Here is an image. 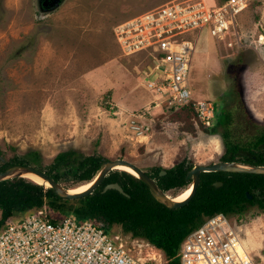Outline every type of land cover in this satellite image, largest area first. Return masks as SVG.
Instances as JSON below:
<instances>
[{"label": "rangeland", "instance_id": "374dc122", "mask_svg": "<svg viewBox=\"0 0 264 264\" xmlns=\"http://www.w3.org/2000/svg\"><path fill=\"white\" fill-rule=\"evenodd\" d=\"M161 1L59 0L40 9L36 0H0V161L21 156L30 165H45L64 149L123 157L144 171L182 159L191 165L220 160L223 126L200 129L189 114L176 113L145 87L150 63L143 53L122 52L113 36L118 20ZM259 18L264 21V0H252L241 19L251 24ZM194 41L192 96L226 108L225 126L234 140L264 130L263 45L230 51L216 45L206 27ZM131 124L147 128L137 133ZM180 189L165 192L174 196ZM226 215L245 232L256 264H264V209L249 205ZM110 229L133 254L167 264L144 238L117 224Z\"/></svg>", "mask_w": 264, "mask_h": 264}, {"label": "built area", "instance_id": "2783aa9c", "mask_svg": "<svg viewBox=\"0 0 264 264\" xmlns=\"http://www.w3.org/2000/svg\"><path fill=\"white\" fill-rule=\"evenodd\" d=\"M252 0H164L118 20L113 36L124 53L141 52L149 61L144 85L173 108L191 107L192 123L211 128L214 99L192 96L189 60L198 30L206 27L221 47L233 51L264 45V21L247 24L240 13ZM263 21V22H262ZM260 29V30H259ZM156 96V95H155ZM137 133L147 126L131 124ZM221 211L203 216L184 234L179 264H256L244 234ZM0 264H159L154 255L137 256L120 236L99 222L65 215L51 220L42 206L30 208L0 226Z\"/></svg>", "mask_w": 264, "mask_h": 264}, {"label": "trees", "instance_id": "16d2710c", "mask_svg": "<svg viewBox=\"0 0 264 264\" xmlns=\"http://www.w3.org/2000/svg\"><path fill=\"white\" fill-rule=\"evenodd\" d=\"M226 66L227 72L233 67L229 63ZM176 110V113L189 114V118L192 115L191 107ZM222 111V121L218 110L215 124L208 129L213 132L217 126H223L220 132L223 151L219 159L264 164V130L249 134L247 139L234 140L229 128L225 126L229 121V114L226 109ZM190 121L192 123L191 119ZM31 154L35 159L37 152L31 150ZM104 159V156L96 152L83 154L64 149L55 153L47 164L35 167L44 170L64 187L73 188L90 180ZM13 163L29 164V161L21 156H12L6 161H0V170ZM191 166V163L182 159L166 168L151 166L150 171L144 172L164 192L180 187L183 190L189 182L184 175ZM161 169L164 172L159 174ZM198 177V184L188 201L176 207H167L155 200L140 178L118 168L108 170L95 188L76 198L58 196L49 186L23 176L3 178L0 179V226L15 213L45 204L51 220L65 215L76 221L88 218L99 222L104 230L117 224L121 231L133 237L144 238L160 249L167 264H179L176 255L178 244L203 216L216 211L225 214L240 213L249 205L264 209V173L201 171ZM217 180L221 183L215 185L213 182ZM112 181H117L126 194L114 188L102 190L105 183ZM245 191L251 196L250 200Z\"/></svg>", "mask_w": 264, "mask_h": 264}, {"label": "water", "instance_id": "95a60500", "mask_svg": "<svg viewBox=\"0 0 264 264\" xmlns=\"http://www.w3.org/2000/svg\"><path fill=\"white\" fill-rule=\"evenodd\" d=\"M54 6L59 3V0H53ZM120 164H126L129 166L138 178L147 186L150 194L153 198L163 205L167 207H176L184 204L188 201L189 197L193 194L195 187L199 181V173L201 171H229V172H254V173H264V164H251L247 162L235 161V160H218L212 161L207 164H193L189 169L186 170L184 178L188 180L190 183V190L187 196L180 200H174L173 196H169L166 192H164L154 181L152 177H150L147 173L144 172L141 168H139L136 164L131 162L130 160L117 157V158H105L93 175L90 180L84 181L85 183H89L85 188L79 191L70 190L71 187H64L61 183L55 181L52 177H50L44 170L38 169L33 165L26 163H13L6 166L4 169L0 170V179L10 178L12 176H23V172H32L39 176L42 179V184L44 186H49L53 192L64 198H76L80 197L88 192H90L93 188H95L103 178V176L107 173L108 170L117 168ZM164 170L161 169L159 174L163 173ZM83 182V183H84ZM215 185L221 183L220 180L213 182ZM82 184V183H81ZM107 188H114L119 192L126 194L120 184L117 181H112L105 183L102 187V190H106ZM247 197H249L247 191H245Z\"/></svg>", "mask_w": 264, "mask_h": 264}, {"label": "bare ground", "instance_id": "6f19581e", "mask_svg": "<svg viewBox=\"0 0 264 264\" xmlns=\"http://www.w3.org/2000/svg\"><path fill=\"white\" fill-rule=\"evenodd\" d=\"M118 169H122V170H125L131 174H135V172L129 167L127 166L126 164H120L117 166ZM22 175L24 177H26L27 179L33 181V182H37V183H42V179L37 176L36 174L32 173V172H23ZM89 183H83V184H80L79 186H75L73 188H71L70 190L72 191H79V190H82L83 188H85ZM185 190H181V192H179V194L177 193L176 196H173V199L174 200H180V199H183L187 196V194L189 193V190H190V185L188 184V186L186 188H184ZM138 244V243H137Z\"/></svg>", "mask_w": 264, "mask_h": 264}, {"label": "flooded vegetation", "instance_id": "af4514ba", "mask_svg": "<svg viewBox=\"0 0 264 264\" xmlns=\"http://www.w3.org/2000/svg\"><path fill=\"white\" fill-rule=\"evenodd\" d=\"M36 5L40 9H48L54 5V2H53V0H36ZM222 109H226V108H224L223 105H220V107L218 108L220 116L224 115V112L222 111ZM217 114H218V112H217ZM216 119H217V115H216ZM247 199L250 200L251 196L247 197Z\"/></svg>", "mask_w": 264, "mask_h": 264}, {"label": "crops", "instance_id": "0c3cea01", "mask_svg": "<svg viewBox=\"0 0 264 264\" xmlns=\"http://www.w3.org/2000/svg\"><path fill=\"white\" fill-rule=\"evenodd\" d=\"M239 15H240V17L242 18V17L244 16V12H243V13H240ZM147 91H148V90H147ZM147 93H148V92H147ZM244 242H246L245 239H244ZM153 248H154L155 250H158V249H157L156 247H154V246H153Z\"/></svg>", "mask_w": 264, "mask_h": 264}]
</instances>
